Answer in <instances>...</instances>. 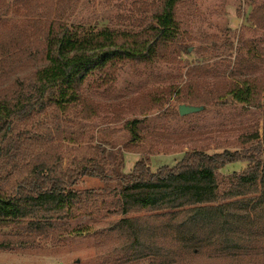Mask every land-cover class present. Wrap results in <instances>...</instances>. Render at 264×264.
Returning <instances> with one entry per match:
<instances>
[{
    "label": "rangeland",
    "instance_id": "1",
    "mask_svg": "<svg viewBox=\"0 0 264 264\" xmlns=\"http://www.w3.org/2000/svg\"><path fill=\"white\" fill-rule=\"evenodd\" d=\"M32 1L37 10L34 19L43 22V32L10 57H4L3 51L26 24L0 32V92L10 90L17 79H26L45 64L42 53L49 20L58 16V22L68 26L137 32L153 22L161 5V0ZM261 7L264 0H182L176 8L179 35L156 61H125L94 73L81 87V101L65 111L49 106L26 118L14 117L10 131H0V178L10 184L21 181L29 175L21 171L29 161L54 163L63 170L101 165L109 177L103 181L81 176L76 189L95 191L101 197L94 204L79 205V211L52 228L45 227L42 235L28 225L0 227V244L12 242L0 246V264H129L121 250L129 237L116 228L123 219L156 213H120L115 202L121 191L118 176L132 171L125 170L124 155L126 169L148 159L155 172L163 166H176L194 150L213 154L255 146L250 142L242 147V142L254 132L262 135L261 106L238 104L228 95L217 98L214 84L224 79L264 77ZM195 94L204 102L186 105L203 110L181 116L179 107L185 103L180 98ZM134 120L139 121L136 139L127 127ZM247 167V162L230 164L220 170V180ZM103 201L112 204L104 206ZM162 216L154 222L159 227L168 223ZM188 263L235 264L229 258L208 259L204 254ZM138 264H148V260Z\"/></svg>",
    "mask_w": 264,
    "mask_h": 264
},
{
    "label": "trees",
    "instance_id": "2",
    "mask_svg": "<svg viewBox=\"0 0 264 264\" xmlns=\"http://www.w3.org/2000/svg\"><path fill=\"white\" fill-rule=\"evenodd\" d=\"M181 1L161 0L153 22L137 32L68 26L58 22V16L49 20L42 53L45 64L26 79H17L10 90L0 92V131H10L14 117L26 118L49 106L60 111L75 106L81 101L86 80L116 63L156 61L179 35L176 8ZM34 4L32 0H0V32L26 24L7 43L4 57L19 54L43 32V22L34 19ZM21 10L25 12L20 14ZM214 86L217 98L228 95L238 104L261 106L264 123V77L224 79ZM180 99L185 104L204 102L198 94ZM138 123H127L135 139ZM246 139L242 147L250 142L255 146L213 154L194 150L176 166H163L155 172L148 159H140L129 174L118 176L121 191L115 202L121 214L156 213L123 219L116 228L129 237L121 248L127 263L189 264L190 258L204 254L208 259L229 258L235 264L247 260L248 264H264V125L262 135L254 132ZM29 162L21 168L29 173L21 181L10 184L0 178V227L28 225L42 235L45 227L52 228L79 211V205L94 204L101 197L95 191L76 189L81 176L103 181L109 177L101 165L63 170L54 163ZM236 162H247L248 167L220 180V170ZM159 213L168 221L160 227L154 224Z\"/></svg>",
    "mask_w": 264,
    "mask_h": 264
},
{
    "label": "water",
    "instance_id": "3",
    "mask_svg": "<svg viewBox=\"0 0 264 264\" xmlns=\"http://www.w3.org/2000/svg\"><path fill=\"white\" fill-rule=\"evenodd\" d=\"M203 110V107L193 106V105H180L179 113L181 116H187L189 114L198 113Z\"/></svg>",
    "mask_w": 264,
    "mask_h": 264
},
{
    "label": "crops",
    "instance_id": "4",
    "mask_svg": "<svg viewBox=\"0 0 264 264\" xmlns=\"http://www.w3.org/2000/svg\"><path fill=\"white\" fill-rule=\"evenodd\" d=\"M126 156H127V154H126V155H124V158H125V170H126V171H130V170H132V169H133V167H134V164H132V165H133L132 167H130V168H128V169H126ZM136 160H138V159H135V161H136ZM134 163H135V162H134ZM177 164H178V163H177ZM158 165H160V163H157V166H158Z\"/></svg>",
    "mask_w": 264,
    "mask_h": 264
}]
</instances>
